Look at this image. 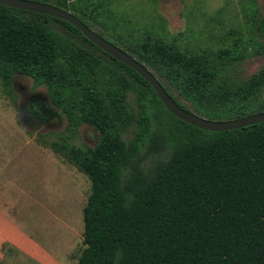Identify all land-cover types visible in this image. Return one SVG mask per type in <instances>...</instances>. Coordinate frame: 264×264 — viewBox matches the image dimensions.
<instances>
[{"label":"trees","instance_id":"16d2710c","mask_svg":"<svg viewBox=\"0 0 264 264\" xmlns=\"http://www.w3.org/2000/svg\"><path fill=\"white\" fill-rule=\"evenodd\" d=\"M70 11L143 63L182 108L227 120L264 111V64L246 78L235 65L264 56V6L251 36L234 45L191 46L152 27L124 33L99 21L105 0H33ZM257 34V36H256ZM182 35V34H181ZM44 85L66 118L51 150L83 172L76 264H264V121L209 131L171 114L136 71L71 23L0 4V79ZM176 94H174V93ZM132 95V101L129 100ZM83 124L94 146L72 140Z\"/></svg>","mask_w":264,"mask_h":264},{"label":"rangeland","instance_id":"374dc122","mask_svg":"<svg viewBox=\"0 0 264 264\" xmlns=\"http://www.w3.org/2000/svg\"><path fill=\"white\" fill-rule=\"evenodd\" d=\"M105 2L112 14L99 21L106 27L115 26L124 33L153 26L191 46L211 48L249 38L253 9L257 18L264 6V0ZM103 27L93 24L92 30L111 38V29L107 32ZM263 64L264 56L255 55L234 69L242 79ZM11 86L10 94L0 79V207L4 209L0 214V264H76L84 248L82 208L90 181L49 147L65 132L66 118L50 102L46 87H35L30 77L21 74L13 76ZM182 103L194 111L188 101ZM72 140L94 146L98 133L83 124Z\"/></svg>","mask_w":264,"mask_h":264},{"label":"water","instance_id":"95a60500","mask_svg":"<svg viewBox=\"0 0 264 264\" xmlns=\"http://www.w3.org/2000/svg\"><path fill=\"white\" fill-rule=\"evenodd\" d=\"M0 4L16 9L49 15L71 23L99 49L114 59L121 61L123 64L127 65L142 76L153 87L157 96L171 114L195 127L209 131H223L264 121V111L245 115L239 118L211 120L182 108L166 92L158 78L152 73V71H150V69H148V67L129 55L120 47L98 35L70 11L57 7L53 4L33 0H0Z\"/></svg>","mask_w":264,"mask_h":264},{"label":"crops","instance_id":"0c3cea01","mask_svg":"<svg viewBox=\"0 0 264 264\" xmlns=\"http://www.w3.org/2000/svg\"><path fill=\"white\" fill-rule=\"evenodd\" d=\"M0 210H2V211H0V214H4V213H3V210H4V209L0 207ZM3 216H4V215H3ZM32 257H33V256H32ZM48 264H50V262H49ZM51 264H54V263L51 262Z\"/></svg>","mask_w":264,"mask_h":264}]
</instances>
